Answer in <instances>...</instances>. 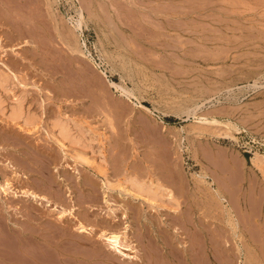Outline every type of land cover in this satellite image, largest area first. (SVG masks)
I'll use <instances>...</instances> for the list:
<instances>
[{
    "label": "rangeland",
    "instance_id": "rangeland-1",
    "mask_svg": "<svg viewBox=\"0 0 264 264\" xmlns=\"http://www.w3.org/2000/svg\"><path fill=\"white\" fill-rule=\"evenodd\" d=\"M0 80L39 116L0 123V264H264V0H0ZM57 115L108 156L106 193L51 139ZM148 156L177 168V207L123 188ZM124 230L133 259L100 235Z\"/></svg>",
    "mask_w": 264,
    "mask_h": 264
},
{
    "label": "bare ground",
    "instance_id": "bare-ground-1",
    "mask_svg": "<svg viewBox=\"0 0 264 264\" xmlns=\"http://www.w3.org/2000/svg\"><path fill=\"white\" fill-rule=\"evenodd\" d=\"M78 23H79V25L81 24L80 20H78ZM5 84H6L5 81H1L0 80V86L4 87ZM111 85H115L116 87H119L118 84H115L113 81H112ZM2 87H0V88H2ZM121 90H122V92L124 94H129L128 91L126 90V88L121 87ZM3 94L0 95V120L2 121L0 123H2V127H4L6 125L9 128V132H12L14 134H20L23 131H27L28 132V130H30L29 126H31L39 118V116L37 114V111L35 112L34 109L31 110L30 107H26L25 106L26 103L24 104V102L21 99H16L15 98L16 96L15 97L13 96L15 100H13V102L10 101L11 104L9 106H6L5 104L7 102L4 104V101L2 99V97H3L2 95ZM129 97H130V95H129ZM71 116H70V118H71ZM75 118L76 117H74V119ZM40 120H41V118H40ZM211 121H216V119L213 118V119H211ZM50 125H51V132H49L48 134L51 136V139L55 142V145L58 147L60 152L65 157H68L69 156L68 153L70 152V150H74V153H71V160L73 161V163H71V164L68 163V165L70 167H72V168H75V169L82 167V169L84 168V169L88 170L89 174L92 173L94 175H97L98 177H101L100 180H102V186L105 188V192L104 193H106L107 189L110 188V184H109L110 181L104 179L101 176V174L104 173L105 170L107 169L109 158H108V156L105 153L100 152L101 155L97 156V158H99V160H97V161H95L93 163L91 162V159L85 153L84 149H87V148L93 149L94 144H93L92 137H89L87 135V129L84 127V125L79 123V122L72 121V120L68 119L66 116H63V115L55 116L51 120ZM3 131H0V137L5 136V133H3ZM48 150H50V149L48 148ZM47 152H49V151H47ZM25 153H22L23 156L26 157L25 159H27V160H28V158L30 159V157H29L30 154H25ZM54 153H56V152H54ZM52 154H53V152H52ZM135 156H137V154L132 152V157H135ZM150 156H148L147 158L146 157H142V160H141L142 163L144 164V166L146 167L145 168V174H146L145 177H141L140 175H138L137 172L128 173V174L125 173V175H124V177L122 179L123 188L126 191H128L133 196L134 200L137 199L139 202H142V203L146 202V203H149L150 205H152L155 202H162V204H164L163 207L166 206L167 204H170V205H173L174 207H177L179 205V201H177L178 198H176L177 196L176 197L173 196L172 190L169 188V186L167 184H165L163 182V179H162L166 175L170 176L171 174L173 175L174 173H176L177 172V168H175L173 166V167L167 168V170H165V169L162 170L160 168L154 170L153 166L151 165L152 164L151 163L152 159L150 158ZM120 157H122L121 158L122 160H125L127 158V155H126V153H124ZM252 159H253L252 160L253 162H256V161H259L260 158L257 155H255V156L252 157ZM23 162L25 163V161H23ZM24 166L25 165H23V167ZM26 166H29V165L26 164ZM20 167H21V165H20ZM13 168L15 169V172H16L17 171L16 167H13ZM206 171H208V170H206ZM16 173L19 174L20 172L17 171ZM19 175H21V174H19ZM204 178H207V174H205ZM80 182H81V180H80ZM223 185L224 184H222L221 182H218L219 188H218L217 192L220 194L221 199H223L224 201H227L228 199L222 195V192H224L228 188L225 187L226 189H224ZM10 188L11 187H10L8 182L3 184V189H4L5 192H8V190H10ZM27 191H29V190H27ZM28 195L32 199L37 200V201H40L42 199L43 200L46 199L45 196L39 195V194H37L36 192H34L32 190L28 192ZM105 202L109 203V200L106 198V196H105ZM45 203L47 205H49L50 204V200L46 199ZM52 207L58 210V214H59L58 217L59 218H61V216H63L65 213H67V209H65L64 207L59 208L55 204L52 205ZM167 208H168V206H167ZM173 209H175V208H173ZM69 211H71V209H69ZM112 211H113V209H112ZM124 216L125 217L127 216L126 212H125ZM184 218H185V216H184ZM204 225H205V223H204ZM183 226H185V225H183ZM75 227H76V229L79 232L92 233V227L86 226L82 221H78L76 223ZM204 228L207 229L206 227L201 228V232L202 233H204ZM100 235H102L104 237V239L106 240L108 245H110L111 247H113L117 251H119L121 253V255H123L125 257H130L132 259L134 258L135 254L132 255L131 251H130L132 249L131 245L126 242V238H127L126 230H124L122 232H109V233L101 232ZM261 255H259V256H261ZM257 256H258V254H257ZM259 263H260V260H259Z\"/></svg>",
    "mask_w": 264,
    "mask_h": 264
}]
</instances>
